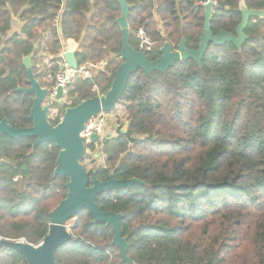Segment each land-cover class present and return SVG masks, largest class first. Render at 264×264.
I'll return each instance as SVG.
<instances>
[{"label": "trees", "instance_id": "1", "mask_svg": "<svg viewBox=\"0 0 264 264\" xmlns=\"http://www.w3.org/2000/svg\"><path fill=\"white\" fill-rule=\"evenodd\" d=\"M207 1L127 0L131 46L136 50L134 33L143 28L159 44L150 61L165 43L178 50L182 39L197 50ZM241 1L215 0V35L235 34ZM245 2L264 10V0ZM120 15L119 0H0V121L33 126L34 97L17 91L29 87L23 59L32 56L38 82L51 91L66 39L78 43L80 66L106 67L74 79L64 103L48 99L49 123L57 126L66 109L106 95L122 63ZM13 17L24 25L11 35ZM245 34L240 51L210 44L201 67L188 59L166 73L133 74L118 103L125 132L86 145L105 156L103 166L88 170L91 177L143 183L96 200L103 212L123 215L134 264H264V18L250 19ZM35 142L0 137V239L39 245L50 231L49 214L67 196L69 178L54 176L60 150ZM78 220L57 264H128L112 244L111 227L95 224L87 209ZM0 264L28 263L3 246Z\"/></svg>", "mask_w": 264, "mask_h": 264}, {"label": "water", "instance_id": "2", "mask_svg": "<svg viewBox=\"0 0 264 264\" xmlns=\"http://www.w3.org/2000/svg\"><path fill=\"white\" fill-rule=\"evenodd\" d=\"M121 15L117 23L122 33V49L119 57L122 61L115 72V79L111 89L106 95L96 96L83 101L74 108L66 109L60 123L53 126L49 123L48 114L50 103V91L43 88L38 82L34 71L32 56L23 59L28 74V88H18L17 91L33 96V107L30 117L33 126L30 128L12 127L8 119L0 121V137L10 138H35L34 147L43 143H53L60 150L58 165L54 171V176L69 178L66 185L68 193L66 198L49 214L50 231L39 245H33L24 240L10 241L0 239V247H8L20 252L28 264H57L56 254L61 246L68 244L73 239L72 231L79 225L78 216L87 209L93 216L95 224H105L111 227L114 232L112 244L120 251V256L124 263L134 264L127 255L129 244L122 236L121 220L122 214L103 212L97 204V197L109 191H118L131 188L136 184H143L137 179L118 180L114 174H110L105 181H100L96 172L91 177L84 168L82 160L86 154V144L82 133L88 122L101 114L113 112L122 98L130 77L139 70L153 74L156 72L166 73L177 62L188 59L194 60L199 67L210 44L223 46L225 44L234 45L239 51L247 40L245 30L252 18H264V10H251L246 5L245 0L240 2L241 22L238 24L235 34L221 31L216 35L211 29V20L215 8V0H208L205 6V23L203 34L200 37V46L197 50H190L186 47V40L182 39L178 50L174 51L169 43H165L160 48L161 56L150 61L147 54L135 50L130 44L129 15L131 6L127 0H119ZM64 59L71 69H77L79 64L75 52H64ZM64 99L63 89L57 90L55 101ZM93 143L101 141L98 134L91 137ZM74 221V225L69 229L68 223Z\"/></svg>", "mask_w": 264, "mask_h": 264}, {"label": "built area", "instance_id": "3", "mask_svg": "<svg viewBox=\"0 0 264 264\" xmlns=\"http://www.w3.org/2000/svg\"><path fill=\"white\" fill-rule=\"evenodd\" d=\"M207 3L208 1L205 3L202 2L201 5L206 6ZM134 37L136 40L137 51L143 52L148 55L154 52L159 47L158 42L154 41L143 28H139L138 30H136L134 33ZM62 58H63L62 68L57 73L55 85L50 91L51 102L55 101L57 90L59 88H62L64 99L60 102L64 103L68 95L69 86L74 79H76L79 76H83L84 78H92L93 71L100 69L101 67H103V63H105V62H101L97 64L85 63L81 66L79 65L78 68L75 70V69H71L68 66V64L64 59V56ZM94 90L95 92L98 91L96 87L94 88ZM104 115L105 114H101L97 117L92 118L86 125V128L82 133V137L86 145L93 143L91 137L94 134H98L100 137H102L105 126V121H104L105 119L103 117ZM15 180H17V178Z\"/></svg>", "mask_w": 264, "mask_h": 264}, {"label": "rangeland", "instance_id": "4", "mask_svg": "<svg viewBox=\"0 0 264 264\" xmlns=\"http://www.w3.org/2000/svg\"><path fill=\"white\" fill-rule=\"evenodd\" d=\"M95 72L93 71V76ZM101 96V95H99ZM104 121V133L102 135V139L104 138H111L116 136L118 133L125 132L126 130V121H125V114L124 109L121 105H118L113 112L105 113ZM86 159L83 162L84 168L88 170H96L98 167L103 166L105 156L100 152L99 149L94 151H86ZM74 225V221H70L68 223L69 229Z\"/></svg>", "mask_w": 264, "mask_h": 264}, {"label": "crops", "instance_id": "5", "mask_svg": "<svg viewBox=\"0 0 264 264\" xmlns=\"http://www.w3.org/2000/svg\"><path fill=\"white\" fill-rule=\"evenodd\" d=\"M91 3L94 4V0H90ZM24 23L18 18V17H13L12 19V23H11V35L16 33V32H20L22 30ZM62 46L64 49V52H75L78 50V43L73 40V39H66L62 41ZM64 55V54H63ZM106 67V63H103V67H101L100 69L95 70L94 72L97 71H101Z\"/></svg>", "mask_w": 264, "mask_h": 264}]
</instances>
